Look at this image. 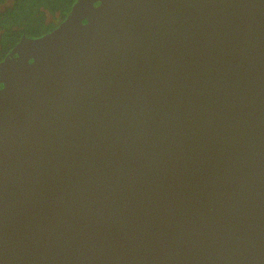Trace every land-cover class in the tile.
<instances>
[{
	"label": "water",
	"instance_id": "95a60500",
	"mask_svg": "<svg viewBox=\"0 0 264 264\" xmlns=\"http://www.w3.org/2000/svg\"><path fill=\"white\" fill-rule=\"evenodd\" d=\"M0 264H264V0H76L22 36Z\"/></svg>",
	"mask_w": 264,
	"mask_h": 264
},
{
	"label": "trees",
	"instance_id": "16d2710c",
	"mask_svg": "<svg viewBox=\"0 0 264 264\" xmlns=\"http://www.w3.org/2000/svg\"><path fill=\"white\" fill-rule=\"evenodd\" d=\"M5 0H0L3 3ZM76 0H12L0 8V60L22 35L38 36L51 31ZM55 20H47V15Z\"/></svg>",
	"mask_w": 264,
	"mask_h": 264
},
{
	"label": "flooded vegetation",
	"instance_id": "af4514ba",
	"mask_svg": "<svg viewBox=\"0 0 264 264\" xmlns=\"http://www.w3.org/2000/svg\"><path fill=\"white\" fill-rule=\"evenodd\" d=\"M5 1H6V0H5ZM5 1L3 2V6H0V8H4L6 5H8V4L11 3V2H10V3H5ZM11 1H12V0H11ZM47 16H48V17H47V20H55L54 18H52V17H53L52 15L48 14ZM55 21H56V20H55ZM0 33H1V30H0ZM22 36H24V35H22ZM22 36H21V37H22ZM26 36H27V35H26ZM30 37H31V36H30ZM18 41H19V40H18ZM18 41H17V42H18ZM17 42H16V43H17ZM16 43H14V44L12 45V47H13ZM12 47H11V48H12ZM11 48H10V49H11ZM10 49H9V50H10ZM9 50L7 51V53L9 52ZM7 53H6V54H7ZM6 54L3 56V58L6 56Z\"/></svg>",
	"mask_w": 264,
	"mask_h": 264
},
{
	"label": "rangeland",
	"instance_id": "374dc122",
	"mask_svg": "<svg viewBox=\"0 0 264 264\" xmlns=\"http://www.w3.org/2000/svg\"><path fill=\"white\" fill-rule=\"evenodd\" d=\"M11 0H6L5 3H10ZM0 6H3V3H0ZM48 17V16H47Z\"/></svg>",
	"mask_w": 264,
	"mask_h": 264
}]
</instances>
